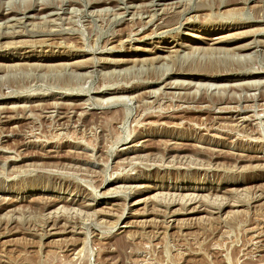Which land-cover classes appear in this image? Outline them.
Segmentation results:
<instances>
[{
    "label": "rangeland",
    "instance_id": "374dc122",
    "mask_svg": "<svg viewBox=\"0 0 264 264\" xmlns=\"http://www.w3.org/2000/svg\"><path fill=\"white\" fill-rule=\"evenodd\" d=\"M62 1L0 0V264H264V0Z\"/></svg>",
    "mask_w": 264,
    "mask_h": 264
},
{
    "label": "bare ground",
    "instance_id": "6f19581e",
    "mask_svg": "<svg viewBox=\"0 0 264 264\" xmlns=\"http://www.w3.org/2000/svg\"><path fill=\"white\" fill-rule=\"evenodd\" d=\"M161 1L162 0H148V1H146V3H144V5H146L147 7V13L146 12H143V13H136V14H134V13H131V11H129V8H130V4L133 2V0H126V1H124L123 2V6H117L116 7V9H123V12H121L120 14L122 15V14H125V17L128 15V14H130L131 13V16H130V20H133V19H138L139 21H144V14H147V16L146 17H148V22H146L145 24L146 25H148L149 23H151L152 21H156V20H158L159 18L157 17L158 15H160L161 17H160V19L162 18V20L161 21H164V19H168V17L170 16L169 15V13H171V12H168V11H165V10H169L170 11V9H172V8H178V6H176V5H172V4H174V3H179V2H183V0H177V1H174V2H169V3H161ZM228 1H230V0H228ZM227 0H220L219 1V4H218V6L217 7H220L221 5H225L227 2H228ZM232 1V0H231ZM38 2V1H37ZM110 2V0H93L91 3L92 4H107V3H109ZM131 2V3H130ZM143 2V1H142ZM38 4V3H37ZM119 4H121V3H119ZM139 4V3H138ZM166 5H171L170 7H168V8H166L165 6ZM5 6V5H4ZM58 6V5H57ZM67 6H69V3H67V2H64V1H62L61 0V4H60V6H58V8H59V10L60 9H62V10H64ZM157 6H159L158 8V10L156 9L157 8ZM161 6H164L163 8H161ZM182 6V5H181ZM180 7V6H179ZM185 7V6H184ZM214 7V6H213ZM49 8H52V10L54 9V5H52V4H49L48 2H44V3H42V1L40 2V4H39V8L37 9V10H39L40 12L43 10V12H45V11H47V13L49 12V10H47V9H49ZM136 8V7H135ZM221 8V7H220ZM31 9H35V6L34 5H28V7L24 10V13H23V15L25 16V14H26V12H28L29 10H31ZM194 10V9H198V8H196V7H191V5H189V7L188 8H186L185 10L187 11V10ZM200 9V8H199ZM202 9V8H201ZM6 10V12H3V11H5ZM27 10V11H26ZM50 11V14L49 15H54V14H58L57 12H55V13H53V11ZM161 11L162 10V12L160 13V14H158V11ZM116 11V10H115ZM148 11H149V13H148ZM174 11V10H173ZM185 11V12H186ZM1 12V11H0ZM19 12H21V9L20 8H16V7H8L7 9L4 7V9L2 10V14H4V20L5 21H13V20H16V18H15V15L14 14H18ZM42 12V13H43ZM132 12H133V10H132ZM53 13V14H52ZM225 13H227V12H225ZM120 14H117V15H120ZM137 14H138V16H137ZM42 14L40 15V17L42 18ZM134 16L136 17L137 16V18H134ZM45 17V16H44ZM124 17V15L123 16H121V19ZM145 17V18H146ZM174 17V16H173ZM253 19L252 20H250V21H264V10L262 9V10H259V12L258 13H256L255 15H254V13H253ZM238 18V17H237ZM19 19V18H18ZM17 19V20H18ZM27 19V18H26ZM124 19V18H123ZM126 19V18H125ZM174 19V18H173ZM179 19V18H178ZM189 19V18H188ZM235 20H236V18H234ZM16 20V21H17ZM45 20V19H44ZM238 20V19H237ZM243 20V19H242ZM246 20V19H245ZM50 21V20H49ZM51 21H52V19H51ZM186 21V20H185ZM153 24V23H152ZM11 25V24H10ZM162 25V24H161ZM165 26V25H164ZM143 27V26H142ZM138 28V27H137ZM141 28V27H140ZM143 29V28H142ZM162 30V29H161ZM138 31H139V29H138ZM164 31H161V32H159L160 34L161 33H163ZM132 33L133 34H135L133 31L132 32H130V34H128V36L129 37H131L132 36ZM211 39V38H210ZM217 40V39H216ZM215 40V41H216ZM213 42V41H212ZM215 42H213L212 44H214ZM175 45H177V44H175ZM181 45V44H180ZM251 45V44H250ZM174 46V45H173ZM163 47V46H162ZM161 47V48H162ZM172 49V48H171ZM170 49V47L169 46H164L163 48H162V51H166V52H176V51H178V49H172L171 50ZM169 54H171V53H169ZM176 54V53H175ZM240 55V54H239ZM179 56H182V55H180V53L179 54H177L176 56L174 55V58H176L175 60H179V58H181V57H179ZM159 57V56H158ZM166 56H164L162 59H164ZM160 58V57H159ZM164 61V60H163ZM161 62V61H160ZM244 64V63H243ZM242 64V65H243ZM167 65V64H166ZM238 65V64H237ZM241 66V65H240ZM167 67V66H166ZM180 66H178V68H179ZM243 67V66H242ZM245 67V66H244ZM169 68V67H168ZM178 68H177V70L176 69H171L170 70V68H169V70H166V74H168V75H171L172 77H179V76H181V77H183V76H185V75H194V76H196V75H199V76H197V77H204L205 78V76H207L208 77V75H206V74H195V73H192V72H184V71H181V70H178ZM234 68V67H233ZM240 69V68H239ZM242 69V68H241ZM165 70V69H164ZM184 70V69H183ZM229 70V69H228ZM259 70V72H256L255 74H253L254 76H258L259 78H258V80H260V81H262V79H264V67H261V68H259L258 69ZM169 71V72H168ZM164 72V71H163ZM227 72V71H226ZM239 72H241V71H239ZM239 72H237V73H239ZM254 72V71H253ZM165 73V72H164ZM217 72H215V74H216ZM162 75H164V74H162ZM166 76V75H165ZM209 76H211V75H209ZM223 76V75H222ZM159 77V76H158ZM167 77V76H166ZM212 77V76H211ZM163 78H164V76H163ZM169 78V77H168ZM171 78V77H170ZM162 79V77L160 78H158L157 80H150L151 82L150 83H157V82H163L164 80H161ZM165 79V78H164ZM256 80V79H255ZM196 82V81H195ZM250 82V81H249ZM252 82V81H251ZM259 82V81H258ZM114 83V82H113ZM146 83V82H145ZM150 83H148V84H150ZM206 83V82H205ZM254 84H255V82H253ZM174 83H169L168 82V84L167 85H169L170 87H172V85H173ZM177 84L178 83H176V86H177ZM181 84H183V83H181ZM181 84L179 85V87L181 86ZM194 84V83H193ZM196 84V83H195ZM209 84V83H208ZM245 84V86L246 87H248V90L249 89H252V88H254V85H252L251 83H244ZM244 84H242V85H244ZM262 84V83H261ZM166 85V86H167ZM202 85V84H201ZM207 85V84H206ZM238 85H240V84H238ZM241 85V86H242ZM184 86V85H183ZM189 86V85H188ZM231 86V85H230ZM237 86V85H236ZM240 87V86H239ZM245 89V88H244ZM187 90V89H186ZM225 90V89H224ZM120 91H126V89L125 88H113V89H110V88H107V89H104V90H102V91H100V93L102 94H115L116 92L118 93V92H120ZM189 91V90H188ZM240 91V90H239ZM247 92V91H246ZM156 93V92H155ZM162 93V92H161ZM235 93V92H234ZM241 93V92H240ZM191 94V93H190ZM219 94V93H218ZM226 94V93H225ZM236 94V93H235ZM175 95V94H174ZM219 95H221V94H219ZM231 95V94H230ZM104 96V95H103ZM227 96V95H226ZM226 96H224V97H222L221 96V98H218L217 100H221V99H225V98H227ZM235 97H236V95H235ZM238 97V96H237ZM236 97V98H237ZM251 97H252V95H251ZM231 98V97H230ZM246 98V97H245ZM255 98V97H254ZM100 99V98H99ZM104 99V98H103ZM103 99H101V100H103ZM121 99V98H120ZM233 99V98H232ZM240 98H238V99H236V100H239ZM107 100V99H106ZM124 100H125V98H124ZM180 100V99H179ZM227 100H228V98H227ZM235 100V101H236ZM100 101V100H99ZM231 101H233V100H231ZM248 101V100H247ZM105 102V101H104ZM54 103V102H53ZM54 105H56V104H53V109L54 108H56L57 107V105L56 106H54ZM238 106V105H237ZM12 107V106H11ZM52 107V106H51ZM185 107V106H184ZM201 108V107H200ZM203 108V107H202ZM232 108H235V106H233V107H225L224 109H232ZM185 109H187V108H185ZM237 109V108H236ZM245 110V109H244ZM200 111V110H199ZM221 112V111H220ZM229 112H235V113H237V114H240V111L239 110H234V109H232V110H229ZM54 115V114H53ZM254 115V114H253ZM245 120V119H244ZM216 190V189H215ZM59 200V199H58ZM215 200V199H214ZM41 202V201H40ZM45 205V204H44ZM47 206V205H46ZM84 216V215H83ZM69 248V247H68ZM70 250V249H69Z\"/></svg>",
    "mask_w": 264,
    "mask_h": 264
}]
</instances>
